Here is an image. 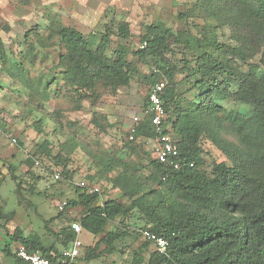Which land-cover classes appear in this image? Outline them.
I'll list each match as a JSON object with an SVG mask.
<instances>
[{
	"label": "trees",
	"instance_id": "1",
	"mask_svg": "<svg viewBox=\"0 0 264 264\" xmlns=\"http://www.w3.org/2000/svg\"><path fill=\"white\" fill-rule=\"evenodd\" d=\"M196 16L205 19L196 33L150 24L141 39L145 46L132 53L138 59L159 61L158 70L144 77L150 82L149 91L162 77L168 79L164 80L161 98L166 113L174 105L175 119L168 126L166 116L160 131L145 119L135 127L132 138L128 129V141L143 133L153 138L168 134L178 147L179 168L153 158L146 175L131 162L107 156L99 166L105 172L121 168L110 180L129 205L116 200L96 204L99 188L88 192L80 186L76 187L80 191L77 199L66 204L81 206V231L93 235L104 233L109 220L138 209L146 220L142 229L168 240L166 251L155 250L149 264H264V0H194L189 11L180 14L185 20ZM225 26L231 30L228 39L221 40L217 29ZM48 29V41L56 38L67 48L58 53L49 73H41L34 80L33 85L45 99L62 95L63 90L62 96L73 95L80 102L91 96L97 98L99 84L116 90L130 83L135 66L129 59V48L119 43L113 56L106 53L112 34L122 40L131 36L128 22L106 27L98 39L93 32L83 34L56 19L50 20ZM37 40L45 47L44 38ZM173 46L181 53L180 58ZM30 48L33 50L34 45ZM256 55H260L259 61L251 62ZM0 69L23 78L29 72L23 61L8 53L1 39ZM177 74L193 79L195 91L189 101L179 89L181 79H176ZM232 84L235 91H231ZM228 98L242 109L227 110L219 104ZM147 100L148 94L144 105ZM203 136L228 161L213 165L209 174L201 169L199 142ZM42 149L49 151L46 146ZM67 174L65 178L70 176ZM61 232L64 248L77 239L71 225ZM120 236L116 231L105 232L99 242L113 249V242ZM14 241L52 260L59 256L53 245L13 233L0 249L15 264L30 263L17 256L16 248L11 250ZM93 257L91 252L87 255L88 260Z\"/></svg>",
	"mask_w": 264,
	"mask_h": 264
},
{
	"label": "rangeland",
	"instance_id": "2",
	"mask_svg": "<svg viewBox=\"0 0 264 264\" xmlns=\"http://www.w3.org/2000/svg\"><path fill=\"white\" fill-rule=\"evenodd\" d=\"M193 2L0 0V39L8 53L17 56L29 69L26 78L20 73V76H12L0 69V247L9 235L19 233L39 240L43 245H53L52 250L59 253L65 247L62 228L68 229L83 214L80 205L66 204L77 199L80 191L76 187L82 181L99 188L96 204L116 200L129 205L130 201L113 187L110 180L121 168L105 172L99 162L107 156L117 157L133 163L141 173L149 174L155 138L143 133L128 141L127 131L133 126V116L146 102L150 82L144 76L157 71L159 61L138 59L132 53L141 48L142 36L152 23H161L174 32L190 29L196 33L197 27L205 25L203 17L180 18V14L189 11ZM51 19L73 26L83 34L93 32L97 39L106 27H116L121 21L128 22L131 36L122 40L112 34L106 53L113 56L119 43L129 48V59L135 66L130 83L116 90L99 84L97 98L91 96L80 102L73 95L62 96L63 90L62 95L54 94L45 99L33 85L34 80L41 73H49L50 67L57 62L58 53L67 48L65 42H58L56 38L48 41ZM230 30L227 26L218 28L219 38L228 39ZM26 33L28 37H25ZM39 37L44 38L45 47L38 42ZM31 45H34L33 50ZM173 49L180 58L178 48L173 46ZM259 58L260 55H256L251 62L257 63ZM239 64L246 68L243 62ZM183 76L177 74L176 79H181L179 89L189 101L195 91L193 79ZM162 79L168 81L165 77ZM235 90L236 86L232 84L231 91ZM219 104L227 110L242 109L230 98ZM167 118L170 126L175 119L174 105L169 106ZM39 119L42 122L39 123ZM173 136L177 140L178 136ZM199 145L203 160L201 169L206 173L209 174L216 163H228L224 153L205 136ZM43 146L49 151L42 149ZM54 173L60 174L58 179L54 178ZM67 173L70 176L65 178ZM155 186L152 188L158 191L159 187ZM145 225L146 220L136 208L126 216L109 220L105 232L116 231L121 235L113 242V249L106 247L105 242H99L105 232L93 235L82 230L77 234L82 244L77 263L149 264L156 249L140 234ZM18 243L12 242L13 252ZM90 252L94 257L88 260ZM0 263L15 264L1 249Z\"/></svg>",
	"mask_w": 264,
	"mask_h": 264
},
{
	"label": "built area",
	"instance_id": "3",
	"mask_svg": "<svg viewBox=\"0 0 264 264\" xmlns=\"http://www.w3.org/2000/svg\"><path fill=\"white\" fill-rule=\"evenodd\" d=\"M144 46L145 42L141 44V48ZM165 84L166 82L164 80H160L151 87L148 93L146 105H144L138 114L133 116V126L130 128L131 134L129 138H132V132L135 131V127L145 119L150 122L156 131L161 130L164 120L167 116L161 98ZM153 152V158L158 162L167 166H171L175 169L179 168L178 147L168 134L162 133L156 136ZM190 165L192 166V163ZM54 177L59 178V174H54ZM79 186L85 188L88 192H94L98 190L96 185H89L84 181L79 183ZM71 227L75 233L78 234L81 232V226L79 222H73ZM140 232L144 239L150 241L154 245L156 251L161 253L166 251L168 247V240L165 237L156 235L147 229H142ZM81 245V241L76 239L68 247L60 250L58 253L59 256L56 260L46 258L40 255L38 252H30L23 245L18 246L15 251L18 257L29 262L30 264H74L77 258L81 256Z\"/></svg>",
	"mask_w": 264,
	"mask_h": 264
}]
</instances>
